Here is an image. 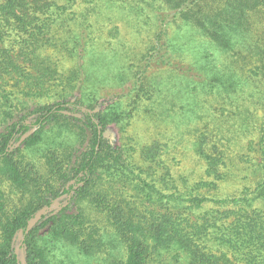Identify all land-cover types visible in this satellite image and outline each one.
I'll list each match as a JSON object with an SVG mask.
<instances>
[{
    "label": "trees",
    "instance_id": "trees-1",
    "mask_svg": "<svg viewBox=\"0 0 264 264\" xmlns=\"http://www.w3.org/2000/svg\"><path fill=\"white\" fill-rule=\"evenodd\" d=\"M105 11L128 12L142 27L156 28L134 63L102 65L110 88L130 85L127 94L101 102L105 89L89 86L87 61L97 55ZM180 20L191 29L172 38L171 26ZM55 29L71 32L64 40L73 44L70 68L40 55ZM172 60L193 63L182 70ZM158 69L178 71L197 94L198 148L211 180L181 189L158 144L142 149L140 164L133 149L106 139L109 125L126 131L141 102L161 96ZM229 105L243 108L241 131L255 136L249 143L256 146L259 177L239 195L221 196L214 178L227 175L226 152L210 144L208 123L198 124L215 113L230 117ZM62 198L61 210L50 212ZM72 201L90 204L112 228L85 208L68 211ZM259 201L264 0L0 1V264H148L152 246L167 240L188 252V264H264ZM107 247L108 256L97 255Z\"/></svg>",
    "mask_w": 264,
    "mask_h": 264
},
{
    "label": "rangeland",
    "instance_id": "rangeland-1",
    "mask_svg": "<svg viewBox=\"0 0 264 264\" xmlns=\"http://www.w3.org/2000/svg\"><path fill=\"white\" fill-rule=\"evenodd\" d=\"M103 17V24L106 27L102 29V34L97 37V55L87 61V65L92 72L89 86L96 88V84H98L103 85V90L105 89L106 97L101 99V102L104 99H113L119 95L127 94L130 85L126 83V87L123 88H110L113 83L107 80L109 76L102 71V65L110 62H113V64L118 63V65L126 61L129 64L134 63L133 61L139 52L148 47L153 29L156 28L151 29L145 25L142 27L143 23H139L134 15L124 11H116L114 14L111 11H105ZM182 21L180 20L179 23L173 22L174 24L171 26L172 38H177L180 35L176 31L178 29H191L190 25L185 27L186 25ZM93 30L97 31L99 29ZM53 36L54 38H51L52 40L40 50L42 59L46 63L58 62L61 65L60 69L70 68L74 65L71 57L73 44L67 45L64 43V40L71 37L70 30L55 29ZM57 39H59L58 42ZM195 44L196 42L191 41L189 49L193 52L195 51ZM172 62L178 67H182V70H186L190 67L187 66V63L192 64L193 60H190V62L185 61L186 63L181 66L175 60H172ZM196 66L195 64L192 65V67ZM169 70L158 69L153 74H156L155 82L158 86L163 82L161 96L157 99H144L141 102V108L137 111L135 118L126 128V131H119L118 127L109 125L106 128L105 135L111 143L125 145L128 149H133L132 152L138 163L143 162V148L158 144L161 147L160 152L164 154L166 165L172 167L177 184L181 189H184L187 183L195 184L197 180L203 177L209 180L213 178L206 174L207 160L200 155L198 148L202 137L197 133V94L195 95V92L193 91V93L190 90L191 88L187 87L186 78L176 74L178 71ZM75 95V97L80 96L78 92ZM242 110L243 108L229 105V110H225V113L230 114V117H221L219 113H215L203 123L198 122V126L202 127H204V123H208V128L212 131L209 133V135L212 134V140H209L210 144L218 142L219 146L226 152L225 164L221 165V168H223V171H227V175L220 179L214 178L218 183V192L221 196L239 195L246 188L254 187L259 177L258 168L253 166V161L258 160L256 146L249 143L255 136L249 132L241 131V127L247 123L244 121L243 114H241ZM258 112L261 113V111ZM237 131L239 134H237ZM31 134L32 132H29L27 135L22 136L17 144L22 143ZM157 169L164 172V165H157ZM3 186L8 191L4 184ZM58 201H60V206L57 205ZM65 203V198L56 200L53 203V210L50 212H59ZM86 204L85 202L76 203L72 201L68 211L74 212L80 207L85 208L93 214L94 219H100L109 229L112 228L107 219L101 218L90 204ZM257 206L264 211V201H259ZM49 225L50 223L47 224V226ZM41 232H43V229ZM115 239L117 240L119 237ZM96 253L99 256L106 257L107 254L111 253V249L107 247L105 251L104 249L101 251L96 250ZM93 261L96 263L95 260ZM189 262L188 252L178 243L171 244L168 240L166 244L153 245L148 260V264H188Z\"/></svg>",
    "mask_w": 264,
    "mask_h": 264
},
{
    "label": "water",
    "instance_id": "water-1",
    "mask_svg": "<svg viewBox=\"0 0 264 264\" xmlns=\"http://www.w3.org/2000/svg\"><path fill=\"white\" fill-rule=\"evenodd\" d=\"M40 217V213L38 214V216L36 218H39ZM35 221V220H34Z\"/></svg>",
    "mask_w": 264,
    "mask_h": 264
}]
</instances>
